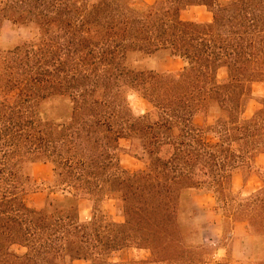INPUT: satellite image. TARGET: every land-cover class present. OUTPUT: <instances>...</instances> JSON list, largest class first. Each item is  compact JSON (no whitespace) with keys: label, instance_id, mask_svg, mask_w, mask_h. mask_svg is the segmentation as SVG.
Masks as SVG:
<instances>
[{"label":"trees","instance_id":"obj_1","mask_svg":"<svg viewBox=\"0 0 264 264\" xmlns=\"http://www.w3.org/2000/svg\"><path fill=\"white\" fill-rule=\"evenodd\" d=\"M192 6L212 20L183 19ZM6 22L32 36L0 46V264H230L187 242L182 216L196 217L195 193L247 223L264 264V187L241 197L233 184L264 154V97L246 116L264 82V0H0V34ZM138 54L183 65L139 69ZM132 93L151 109L135 114ZM54 97L69 104L65 120L41 109ZM122 140L147 154L145 169L121 166ZM36 164L52 166L50 194L69 193L40 209L27 201ZM82 199L92 203L89 220ZM135 248L151 257L115 259Z\"/></svg>","mask_w":264,"mask_h":264},{"label":"rangeland","instance_id":"obj_2","mask_svg":"<svg viewBox=\"0 0 264 264\" xmlns=\"http://www.w3.org/2000/svg\"><path fill=\"white\" fill-rule=\"evenodd\" d=\"M143 1L154 4L157 0ZM211 16L206 7L202 6L189 7L183 13V18L195 21H208L211 20ZM31 36L32 32L30 30L17 31L11 23L6 22L3 32L0 34V46L12 47L31 38ZM131 62L133 66L139 69H156L158 71H175L182 67L180 60L159 55L138 54ZM224 74V70L219 72L220 77H223ZM262 97H264V83H258L254 87V100L251 102L246 116L252 115L260 107L258 100ZM129 102L137 115L144 114L151 109V105L135 93L129 95ZM41 109L46 118L53 121L65 120L70 112L67 100L58 97L44 101ZM214 119L215 117L211 116L209 121L213 122ZM196 122L202 123L203 118L201 116L196 117ZM147 159V154L141 148H134L129 140L121 141L120 163L123 168L130 172L145 169ZM252 167V175L247 184L244 182L242 173L237 171L233 174L234 191L241 197H246L264 187V155L257 157L253 161ZM51 168L50 166L39 164L34 167L37 191L27 199L28 204L34 208L40 209L44 207L49 197L60 201L64 199L65 195L69 194L59 188L53 189V192L49 193L52 182ZM193 196L191 202L197 210L196 217L189 219L186 214L182 216V225L187 230L185 236L188 235L187 242L194 245H198L201 241L205 243L207 246L205 258L209 260L228 261L231 264H257L255 262L256 255L254 254L256 242L254 246H250L249 241L247 243V239H245L247 226L242 223L238 224L235 233L233 230L234 223L231 218L224 219L223 216L216 213V201L212 194L202 195L198 198H193ZM116 204V200L107 199L104 202V208L116 220H122L123 217L119 214ZM80 212L82 220L91 218L92 203L90 200L82 199L80 201ZM257 243L260 251L259 258H261L264 255V238L259 239ZM150 257L151 254L148 250L135 248L118 253L115 259L118 261L122 259L139 261L147 260ZM73 264L88 263L79 260Z\"/></svg>","mask_w":264,"mask_h":264},{"label":"crops","instance_id":"obj_3","mask_svg":"<svg viewBox=\"0 0 264 264\" xmlns=\"http://www.w3.org/2000/svg\"><path fill=\"white\" fill-rule=\"evenodd\" d=\"M202 7H204V6H202ZM207 10V9H206ZM186 11V10H185ZM184 11V12H185ZM183 12V13H184ZM209 12V11H208ZM183 13H182V18H183ZM210 13V12H209ZM211 14V13H210ZM212 15V14H211ZM212 17V16H211ZM183 19H185V18H183ZM186 20H189V19H186ZM211 20H212V18H211ZM211 20H208V21H211ZM173 59H177V58H173ZM177 60H180V59H177ZM181 61V63H182V60H180ZM183 65V64H182ZM170 71H173V70H170ZM261 83H264V82H261ZM258 84V83H257ZM256 85V84H255ZM255 87V86H254ZM251 104V103H250ZM250 106V105H249ZM249 108V107H248ZM247 111H248V109H247ZM210 120V119H209ZM261 155H264V154H261ZM261 155H259V156H261ZM259 156H257V157H259ZM256 157V158H257ZM255 158V159H256ZM37 165V164H36ZM36 165H34V167L36 166ZM39 165H47V166H50V167H52L51 165H49V164H39ZM52 169V168H51ZM33 171H34V174H35V177H36V173H35V170H34V168H33ZM52 179H53V172H52ZM250 181V179H248L246 182H245V184H247L248 182ZM234 184V183H233ZM202 195H211V194H203V193H195V195L193 196V198H198V197H200V196H202ZM240 223H242V224H245L246 226H247V235L245 234V239H247V243H248V241H249V245L251 246V245H255V238L249 233V229H248V225H247V223L246 222H235L234 224H233V230H234V232L236 233V231H237V225L238 224H240ZM249 239V240H248ZM255 251L256 250H254V254H255ZM256 255V254H255ZM255 261H256V259H255ZM231 264V263H230Z\"/></svg>","mask_w":264,"mask_h":264},{"label":"clouds","instance_id":"obj_4","mask_svg":"<svg viewBox=\"0 0 264 264\" xmlns=\"http://www.w3.org/2000/svg\"><path fill=\"white\" fill-rule=\"evenodd\" d=\"M10 23V22H9Z\"/></svg>","mask_w":264,"mask_h":264}]
</instances>
